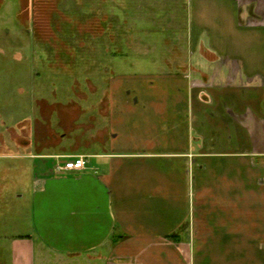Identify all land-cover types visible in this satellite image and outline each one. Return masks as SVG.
<instances>
[{"label":"crops","instance_id":"1","mask_svg":"<svg viewBox=\"0 0 264 264\" xmlns=\"http://www.w3.org/2000/svg\"><path fill=\"white\" fill-rule=\"evenodd\" d=\"M110 1L120 16L95 15L80 29L93 51L152 50L157 27L171 34L162 40L170 58L132 72L92 60L88 107L58 108L89 115L71 149L46 151L47 141L34 151L21 139L9 147L30 150L0 151V264H256L264 0ZM104 36L112 48H101ZM81 65L59 74L77 76ZM79 156L85 170L59 169ZM7 176L14 186L2 184Z\"/></svg>","mask_w":264,"mask_h":264},{"label":"rangeland","instance_id":"2","mask_svg":"<svg viewBox=\"0 0 264 264\" xmlns=\"http://www.w3.org/2000/svg\"><path fill=\"white\" fill-rule=\"evenodd\" d=\"M120 6V3L110 0H62L60 3L55 0H0L1 152L9 151L10 142L13 145L15 140L21 139L31 140L34 151L42 149V144L47 141L51 144L44 148L46 151L71 149L81 132L77 126L89 124V115H65L58 108L60 104H87L88 99L81 96L89 94L91 90L90 76L86 70L92 60L105 65L114 63L113 67L124 72L154 68L137 66L145 62L164 66V61L170 57L162 40L171 36L165 32V28H155L158 44L152 50H143V53L130 51L123 56L105 50L93 51L92 36L89 32L82 34L80 29L88 26L95 15L120 16ZM32 13L48 35L37 30ZM100 39L105 43H101L104 44L101 48L113 47L105 36ZM74 63H83L81 74L72 77L59 74L63 66H66L65 71L72 70ZM45 110L51 111V116H45ZM63 128L69 129L68 133ZM28 129L30 131H26ZM61 135V142L55 144ZM3 142L7 143L6 148ZM16 147L18 150L13 147L10 150L25 152L31 148ZM2 163L10 165L9 161L2 160ZM1 182L6 187L14 186L10 176ZM17 186L21 187L20 183ZM10 197L13 200V191L5 196ZM262 245L260 241L258 246ZM256 259V264H264V256L259 251Z\"/></svg>","mask_w":264,"mask_h":264},{"label":"built area","instance_id":"3","mask_svg":"<svg viewBox=\"0 0 264 264\" xmlns=\"http://www.w3.org/2000/svg\"><path fill=\"white\" fill-rule=\"evenodd\" d=\"M87 163L85 156H79L66 161L59 169L62 171H83L86 169Z\"/></svg>","mask_w":264,"mask_h":264}]
</instances>
